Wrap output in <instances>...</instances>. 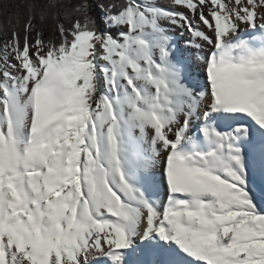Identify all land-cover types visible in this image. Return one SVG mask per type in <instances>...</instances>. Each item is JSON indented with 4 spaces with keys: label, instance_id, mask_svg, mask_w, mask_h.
I'll use <instances>...</instances> for the list:
<instances>
[{
    "label": "snow or ice",
    "instance_id": "snow-or-ice-1",
    "mask_svg": "<svg viewBox=\"0 0 264 264\" xmlns=\"http://www.w3.org/2000/svg\"><path fill=\"white\" fill-rule=\"evenodd\" d=\"M165 3L0 28V264H264V0Z\"/></svg>",
    "mask_w": 264,
    "mask_h": 264
},
{
    "label": "trees",
    "instance_id": "trees-1",
    "mask_svg": "<svg viewBox=\"0 0 264 264\" xmlns=\"http://www.w3.org/2000/svg\"><path fill=\"white\" fill-rule=\"evenodd\" d=\"M47 2L49 0H0V28L6 24L8 16L12 13L20 15L22 24L31 5L34 4L36 9H39ZM65 2H68V0H65ZM45 35H47V31ZM2 38V33H0V39Z\"/></svg>",
    "mask_w": 264,
    "mask_h": 264
},
{
    "label": "bare ground",
    "instance_id": "bare-ground-1",
    "mask_svg": "<svg viewBox=\"0 0 264 264\" xmlns=\"http://www.w3.org/2000/svg\"><path fill=\"white\" fill-rule=\"evenodd\" d=\"M161 3L164 4V6H167L165 0H161Z\"/></svg>",
    "mask_w": 264,
    "mask_h": 264
}]
</instances>
